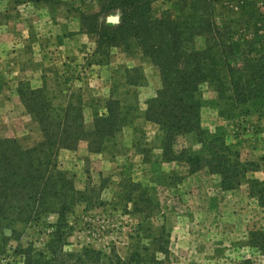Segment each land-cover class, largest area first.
I'll return each mask as SVG.
<instances>
[{
  "label": "rangeland",
  "instance_id": "374dc122",
  "mask_svg": "<svg viewBox=\"0 0 264 264\" xmlns=\"http://www.w3.org/2000/svg\"><path fill=\"white\" fill-rule=\"evenodd\" d=\"M187 1L174 0L165 8L179 15L186 11ZM99 4L100 0H0V139L13 138L26 149L42 138L34 116L19 102V82L44 88L57 109L68 102L80 104L87 131L93 128L94 117L105 113L109 99L120 103L121 130L102 153H89L86 142L75 151L60 153V168L73 177L77 190L87 192L86 202L67 216L72 232L66 249L89 247L107 256L115 251L126 259L138 236L151 243L145 237L158 235V223L146 224L119 198L122 180L131 179L159 203L160 222L169 241L167 257L157 254L162 264H244L246 260L264 264V255L248 245L250 231L264 230V209L248 196L249 185L243 182L236 190L224 191L219 177L205 169L189 175L182 164L161 161L160 133L143 114L145 101L160 87L158 70L119 48L108 49L104 57L95 53L96 38L81 29V15L97 13ZM243 8L259 11L264 19V0H219L217 13L244 27L250 20ZM119 17V11H111L100 23L112 29ZM261 28L264 31V20ZM98 60L103 63L97 64ZM204 99L201 125L207 137L222 136L242 162L258 167L247 178L264 181V113L256 108L246 113L243 108L224 118L218 114L215 92L205 89ZM177 146L199 149L192 136L179 138ZM20 232L22 246L42 249L48 241L42 228L25 227ZM16 245L10 242L0 253V264L20 261L13 254Z\"/></svg>",
  "mask_w": 264,
  "mask_h": 264
},
{
  "label": "trees",
  "instance_id": "16d2710c",
  "mask_svg": "<svg viewBox=\"0 0 264 264\" xmlns=\"http://www.w3.org/2000/svg\"><path fill=\"white\" fill-rule=\"evenodd\" d=\"M173 1L100 0L97 13L81 15V29L96 38L99 56L119 48L157 68L160 87L145 101L143 114L160 133L162 162L182 164L189 175L205 169L219 177L224 191L236 190L246 182L248 196L264 209V181L247 178L258 167L242 162L222 136L208 138L201 125L205 89L216 93L220 117L230 118L243 108L246 113L249 108L264 113L263 16L243 8L250 20L243 27L218 15L219 0H188L186 11L179 15L165 8ZM158 3L161 6H156ZM111 11H119L120 17L117 25L108 29L100 18ZM16 92L26 113L34 116L42 138L26 149L13 138L0 139V253L16 242L13 254L20 258L16 264H162L157 254L167 257L169 241L160 222L159 203L131 179L122 180L119 198L124 208L130 206L131 213L146 224L158 223V235L145 237L151 243L145 244L138 236L126 259L115 251L107 256L89 247L66 249L72 232L67 216L86 202L87 192L77 190L73 177L60 168V153L75 151L80 142L87 143L89 153H102L123 124L119 101L109 99L105 113L95 116L93 128L87 131L80 104L68 102L57 109L44 88L35 89L24 82L18 83ZM187 136L196 139L198 150L177 148V140ZM25 227L47 232L48 241L42 249L20 244V229ZM248 245L264 255V230L250 231Z\"/></svg>",
  "mask_w": 264,
  "mask_h": 264
}]
</instances>
